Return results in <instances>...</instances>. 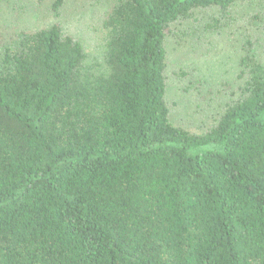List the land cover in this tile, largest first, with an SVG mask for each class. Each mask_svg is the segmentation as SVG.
Listing matches in <instances>:
<instances>
[{"label":"trees","instance_id":"16d2710c","mask_svg":"<svg viewBox=\"0 0 264 264\" xmlns=\"http://www.w3.org/2000/svg\"><path fill=\"white\" fill-rule=\"evenodd\" d=\"M110 1L92 52L0 42V264H264V61L198 131L167 99L172 25L235 0Z\"/></svg>","mask_w":264,"mask_h":264},{"label":"rangeland","instance_id":"374dc122","mask_svg":"<svg viewBox=\"0 0 264 264\" xmlns=\"http://www.w3.org/2000/svg\"><path fill=\"white\" fill-rule=\"evenodd\" d=\"M0 0V42L20 31L33 32L56 23L80 40L87 51L99 45L110 0ZM214 7L196 9L172 25L167 48V99L171 120L198 131L220 105L240 95V59L246 53L264 61V0H235L219 26ZM4 38V39H3Z\"/></svg>","mask_w":264,"mask_h":264}]
</instances>
